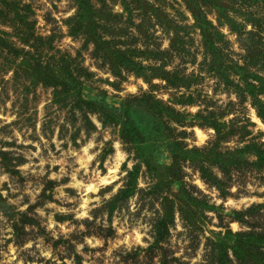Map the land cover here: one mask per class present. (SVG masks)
Here are the masks:
<instances>
[{"label": "rangeland", "instance_id": "1", "mask_svg": "<svg viewBox=\"0 0 264 264\" xmlns=\"http://www.w3.org/2000/svg\"><path fill=\"white\" fill-rule=\"evenodd\" d=\"M78 2L0 0V264H245L218 248L227 230H252L241 241L245 257L248 264H264L258 240L264 236V170L234 177L221 197L183 163L184 180L215 208L180 216L179 194L174 198L180 182L149 173L120 124L102 125L97 113L86 112L95 126L86 130L81 101L97 95L100 106L117 108L127 101L136 121L151 125L155 118L139 105L150 93L184 115L181 124L168 125L186 147L214 137L195 116L207 102L222 114L221 132L231 130L218 149L242 145L243 135L264 143V121L249 96L239 98L244 76L264 79V0H89L103 4L114 25L100 49L131 60L119 74L91 41L69 32L65 22ZM196 15L219 30L217 61L229 84L207 70ZM163 70L168 79L193 74L197 80L188 89L174 88L160 78ZM188 95L194 102L185 103ZM158 147V162L169 165L168 148ZM134 168L133 192L114 198ZM258 203L235 219L236 211ZM168 208L167 232L155 235L153 221Z\"/></svg>", "mask_w": 264, "mask_h": 264}, {"label": "trees", "instance_id": "2", "mask_svg": "<svg viewBox=\"0 0 264 264\" xmlns=\"http://www.w3.org/2000/svg\"><path fill=\"white\" fill-rule=\"evenodd\" d=\"M77 4V10L72 16L68 17L65 22L68 25L69 32L72 35H80L83 37L85 43L91 41L94 45V52L97 53L103 61L108 62L107 64L111 67L115 74H119L122 69L128 70L132 65L128 64L131 60L128 58L112 59L110 54L103 52V50L100 49V46L104 42L102 39L104 37L103 33H110V31L112 34L115 33L113 30V22L110 20L109 14L104 11L103 4L99 7H94L89 3V0H79ZM224 4H222V10L220 9V12L217 11L219 14H217V20L219 22L220 17L222 16V11H226V5ZM227 14L228 13H223V15L228 17ZM145 15L147 17L150 14ZM152 17L155 16L153 15ZM226 21L231 23V20L229 19ZM195 25L200 30L202 44L204 45L203 48L206 49L209 57L207 60V70L211 72V74L214 73L219 80L229 84V74L226 73L224 69H220V65L217 61L218 47L215 45V39H217V35H220L219 30L204 16L198 17L196 15ZM112 26L113 28H111ZM177 47L178 46H174L172 48H175L176 50L178 49ZM141 70L142 67L138 66V71ZM168 72L169 71L163 70L160 72L159 76L160 78L165 79L167 84H170L174 88L182 87L188 89L192 87L197 80V75L193 74L186 77H180L178 75L175 76V78H180L175 80L172 78L168 79ZM243 81L245 83V88L243 89L245 92L242 91V97L238 95L240 101H244L246 98L245 95L249 96L251 98V104L255 108L256 115L264 121V101L261 97L264 96V79L257 78L256 74H253L251 78L250 75L244 76ZM140 98H142L143 102L141 101L139 105H143L145 110H147L149 114L155 118L154 124L151 123V125H145L136 121L134 113L130 109L131 105L130 103L128 104L127 101H124L118 108L111 106L107 107L105 105L100 106V98H98L97 95H92L90 98L81 100L85 103L82 110L83 118L86 121L85 129H95L94 124L89 120L86 112L97 113L98 119L102 125L109 123L114 125L120 124L121 131L123 136H125V139L136 143L135 151L145 163L149 173H156L157 171H160L161 175H164L166 179H169L170 177L169 180L180 182L179 188L174 197L176 199L179 194L177 197L179 203L177 211L180 216L184 217V213L188 209H192L193 211V209L214 210L215 208V206L208 204L204 197L200 199L196 196V191H198V189L192 184L189 185V183L184 180L183 163L189 164L195 168L198 171L200 179L209 186H214V188L218 190L221 197L226 196L228 192L227 189L231 186V184H233L231 180L234 177H237L241 173L246 175L248 172L264 170L263 142H255L252 138L249 140L243 139L245 136L243 135L238 138V140L240 139L238 143H242V145H237L233 148L218 149L217 145L219 141L225 140L224 138L231 135V130L225 133L221 132L225 123L218 120V118L221 117L222 114L219 113V117L216 116L214 108H209L210 106L206 104L207 102L203 103L204 108L201 109V112L199 111L195 114V116L199 121L201 120V122L198 123L199 125L203 124L213 128L214 137L203 146L186 147L181 140L173 138L171 135V129L173 128L168 125L170 122L181 124V119L184 115L161 100L155 98L150 93H145ZM140 98L137 97L134 99L141 100ZM194 100L195 99L192 95H188L185 103H192ZM135 106L137 105L135 104ZM181 116L182 118L179 119ZM181 133H183V130H181ZM161 145H165L169 150L172 159V162L169 165L164 166L158 162L156 153L159 148L158 146ZM136 173V168L128 171L129 177L131 178L130 182L125 187H121L115 194L114 198L119 196L122 199H125L130 196L134 189ZM179 201L185 203L184 206H180ZM110 205L113 207V204L110 203ZM261 205V203H258L252 207H247L244 210L236 211L235 219L240 220L242 214L248 213L251 208L255 206L259 207ZM172 212V209L170 208L169 210L168 208L166 212L162 213L153 221V232H155V235L167 232V226L171 221ZM169 213L171 214V217H168L169 222H167V216ZM253 234L254 232L252 230H242L236 232L227 230L224 234L225 240H222L221 242L217 240L216 242L218 244V248L221 250L225 251V249L228 248L237 262L248 264L241 241L244 236L251 237ZM232 237H237V243L230 244L227 241L231 240ZM258 240L259 243H261L260 245L264 246V236H258ZM157 242L158 238L155 239L150 246L157 244ZM218 242H220V244ZM247 243L253 244V241H247ZM221 244H223V246ZM254 244L256 245V242Z\"/></svg>", "mask_w": 264, "mask_h": 264}]
</instances>
